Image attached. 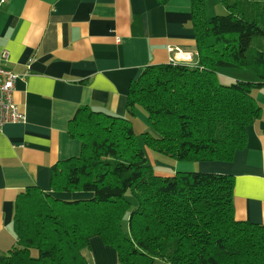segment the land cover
<instances>
[{
	"label": "trees",
	"instance_id": "16d2710c",
	"mask_svg": "<svg viewBox=\"0 0 264 264\" xmlns=\"http://www.w3.org/2000/svg\"><path fill=\"white\" fill-rule=\"evenodd\" d=\"M190 1L197 63L145 68L130 86L127 117L77 110L68 134L80 154L52 168L51 189L92 198L64 201L36 187L21 193L17 244L0 264H86L82 251L93 237L120 264H264V225L235 218L232 177L159 175L142 147L177 162H230L261 116L253 93L264 86V0H221L227 14L213 17L207 0ZM220 69L246 70L257 81L223 85ZM136 109L150 128L142 145L130 120Z\"/></svg>",
	"mask_w": 264,
	"mask_h": 264
},
{
	"label": "crops",
	"instance_id": "0c3cea01",
	"mask_svg": "<svg viewBox=\"0 0 264 264\" xmlns=\"http://www.w3.org/2000/svg\"><path fill=\"white\" fill-rule=\"evenodd\" d=\"M4 52L9 59L3 67L17 75L13 100L26 121L8 124L0 132V261L17 244L14 204L28 188L64 201L92 198L90 193L51 189L52 168L80 154V141L68 134L77 110L88 107L127 117L130 86L145 68L169 64L172 57L179 64L197 63L192 4L190 0H0V59ZM186 56L188 61L183 60ZM253 96L261 116L247 128L246 147L232 161L197 165L173 160L172 173L155 172L230 176L235 218L264 225V86ZM130 120L134 130L140 124L142 133L150 131L141 109ZM82 255L86 264H120L116 251L100 237H93Z\"/></svg>",
	"mask_w": 264,
	"mask_h": 264
},
{
	"label": "rangeland",
	"instance_id": "374dc122",
	"mask_svg": "<svg viewBox=\"0 0 264 264\" xmlns=\"http://www.w3.org/2000/svg\"><path fill=\"white\" fill-rule=\"evenodd\" d=\"M207 14L210 17L221 16V15L227 14V11L223 7V5L221 4V0H207ZM222 73H224L225 75H223ZM218 76H219V79L221 81V84H223V85H231L232 83H235L237 81L248 82L250 80L257 79L255 74H253L249 71H246V70H238V69H220ZM249 78H251V79L249 80ZM134 127H135L136 134L140 137L139 139H140V142L142 145L143 142H142L140 134L142 132H144V130H145L144 126L140 125V124H136V125H134ZM142 147L145 151V154H146V157L148 159L149 164L154 167L155 171L164 172V173H172L173 172V168H172V165L174 164L173 159H171L168 156L158 154L156 152L148 151L145 149V147L143 145H142ZM149 154L151 155V157ZM178 163H195V162L184 161V162H178ZM196 164L199 165L200 162H196ZM174 172H176V171H174ZM196 172H199V171H196ZM174 174H176V173H174ZM130 195L131 194H127L126 199L129 200L130 202L132 201L134 203L135 201ZM135 204H136V202H135ZM125 223H126L125 224V226H126L127 221H125Z\"/></svg>",
	"mask_w": 264,
	"mask_h": 264
},
{
	"label": "built area",
	"instance_id": "2783aa9c",
	"mask_svg": "<svg viewBox=\"0 0 264 264\" xmlns=\"http://www.w3.org/2000/svg\"><path fill=\"white\" fill-rule=\"evenodd\" d=\"M9 59V53L4 52L0 59V132L8 124L24 123L26 115L13 100L14 85L17 75L6 70L3 63ZM189 60L188 56L183 60ZM178 58L172 57L169 63L177 64Z\"/></svg>",
	"mask_w": 264,
	"mask_h": 264
}]
</instances>
